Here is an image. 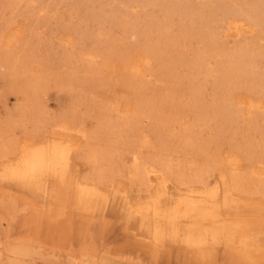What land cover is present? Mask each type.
<instances>
[{
    "label": "rangeland",
    "instance_id": "1",
    "mask_svg": "<svg viewBox=\"0 0 264 264\" xmlns=\"http://www.w3.org/2000/svg\"><path fill=\"white\" fill-rule=\"evenodd\" d=\"M257 2L264 0H0V136L11 148L0 158V264H264V193L230 187L226 207L223 185L224 178L231 185L233 174L236 182L246 177L251 164L263 166L264 88L253 95L263 107L240 108L228 127L211 107L227 106L223 94L193 66L211 30H217L216 50L263 49V29L232 35L218 17ZM210 10L216 21L206 26L204 13L197 21L198 12ZM14 30L18 42L5 46ZM131 31L141 34L138 41ZM138 57L148 64L137 65ZM215 64L209 59L207 71ZM256 65L264 73V58ZM52 138L71 147L72 175L99 189L90 211L72 205L49 215L46 176L39 182L4 176L25 142ZM79 144L109 155L97 177ZM134 155L170 163L185 182L211 164L216 171L208 181L219 182L224 219L247 224L261 249L249 259L223 242L198 250L170 228L155 242L154 219L149 214L143 226L148 215L139 211L162 190L132 179ZM227 155L241 158L239 169ZM167 185L169 207L185 187L172 178Z\"/></svg>",
    "mask_w": 264,
    "mask_h": 264
},
{
    "label": "bare ground",
    "instance_id": "2",
    "mask_svg": "<svg viewBox=\"0 0 264 264\" xmlns=\"http://www.w3.org/2000/svg\"><path fill=\"white\" fill-rule=\"evenodd\" d=\"M188 12V10H183L180 14L183 15V13ZM203 13L208 15L206 26L210 21H216L215 13L210 10L208 13L198 12L195 15L198 22L203 17ZM218 17L219 21L227 25L228 30L233 33L232 35L252 30L255 27L264 30V3L257 2L250 7H242L240 11H222ZM193 21L197 22L194 18ZM14 31L17 32L14 34L16 37L4 41L5 46L14 45L18 42L19 32L18 30ZM216 31H210L209 36L206 38L209 39L207 49L195 57L193 66H198L201 70L207 72L213 78L215 88L221 95L223 94L227 106L219 103V105L213 104L211 107L217 108L216 113H221L215 118L225 126L231 127L240 112V108H245L246 112L251 113L255 109L263 107V103L255 100L253 95L259 92L260 94L263 93L261 90L264 88V73L259 72L260 70L257 72L256 61L264 58V48L256 51L245 49L234 54L216 50ZM189 35H191L190 32ZM140 36L141 34L137 31H131L130 33V38L133 41H138ZM211 58L216 59V64L215 67L208 68L207 71L206 63ZM144 63L148 64V60L138 57L137 65H143ZM132 70L140 74L139 67H133ZM240 90H243V92ZM205 117L204 115L201 120ZM53 135L55 136V133ZM85 146L86 149H83L79 144L78 152L82 153L83 157L88 160L92 167L93 176L97 177V166L105 158L110 160V157L108 154L105 156L94 154L89 151L91 149L89 146ZM10 151L11 148L1 144L0 136V158H6L7 156L3 157L1 155L3 153L10 154ZM71 153V147L63 145L55 138H52L48 144L25 142L21 147L18 161L15 160L14 163L5 166L4 176L18 182H39L40 178L46 176L48 180V193H46L50 201L48 205L49 215L56 212L63 215L72 205L81 211H90L93 208L94 201L99 196V189L96 185H91L90 180H86L88 178L85 179L86 182H80L76 176L72 175ZM133 157L134 162L130 172L132 179L146 185L148 188L156 183L162 190V193L157 190L152 194L150 200L142 208L144 211H139L141 216L144 213L148 215L147 218L141 217L144 220L142 222L143 226L146 225L145 221L150 216L154 219L152 236L155 242H161L165 238L166 228H170L174 236H179L182 232L183 242L188 247L197 248L198 250L211 242L212 244L223 242L230 251L236 252L237 256L249 259L254 256L257 250L261 249L252 237V229L247 224L240 221H231L229 219L231 217L224 219L220 205L219 182L208 181L216 171L211 164L209 167L197 170L193 175H189L188 181L185 182L181 180L184 175L179 172L175 173L170 163H159L156 160L146 163L136 155ZM228 157L230 160L232 159L233 162H231L234 163L235 168L239 169V165L241 166L242 163L241 158L236 155ZM259 163L263 166L251 164L248 175L242 177V180L240 179L238 182L233 180L235 175H231L232 182L230 186L228 185L229 181L224 178V206L227 207L229 204L227 197L229 188H236V185L244 193L248 192L246 190H251L252 186L255 187V193H264V157L262 160L260 159ZM168 178L179 181L180 185L185 187L184 190H179L181 192L169 207L168 204H163L165 195L168 193ZM195 183L198 184V187H195ZM181 221L184 222V229H179Z\"/></svg>",
    "mask_w": 264,
    "mask_h": 264
}]
</instances>
